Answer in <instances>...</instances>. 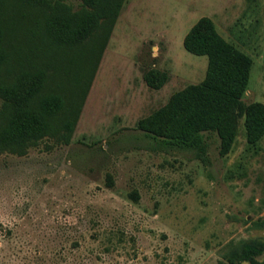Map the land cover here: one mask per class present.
Returning a JSON list of instances; mask_svg holds the SVG:
<instances>
[{"label": "rangeland", "instance_id": "374dc122", "mask_svg": "<svg viewBox=\"0 0 264 264\" xmlns=\"http://www.w3.org/2000/svg\"><path fill=\"white\" fill-rule=\"evenodd\" d=\"M14 5L30 26L34 10ZM201 16L251 57L242 100L264 103V0H124L95 63L37 59L50 89L67 96L82 81L85 94L67 144L0 143V264H250L245 244L264 245V135L248 143L242 118L221 156L216 134L199 151L156 147L137 129L204 78L207 57L182 44ZM152 71L166 74L159 88Z\"/></svg>", "mask_w": 264, "mask_h": 264}, {"label": "trees", "instance_id": "16d2710c", "mask_svg": "<svg viewBox=\"0 0 264 264\" xmlns=\"http://www.w3.org/2000/svg\"><path fill=\"white\" fill-rule=\"evenodd\" d=\"M14 1L0 0V143L19 153L43 137L67 144L84 84L78 82L63 96L46 85L48 75L37 59L42 55L54 60L57 54L65 69L81 62L79 54L85 62L95 63L124 0H80L77 9L62 0H23L35 12L34 25L24 27L20 24L24 15L16 12ZM182 44L188 52L207 57L204 78L174 92L163 106L140 118L137 129L156 147L199 151L207 148L208 136L216 134L223 156L243 118L247 142L256 143L264 135V103L242 100L251 57L225 40L208 16L196 20ZM144 79L159 88L166 74L152 71ZM263 250L262 243H247L240 256L250 264H264L253 259Z\"/></svg>", "mask_w": 264, "mask_h": 264}]
</instances>
